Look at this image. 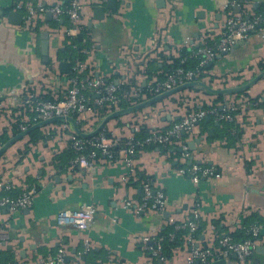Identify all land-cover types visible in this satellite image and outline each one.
Wrapping results in <instances>:
<instances>
[{
  "label": "crops",
  "instance_id": "crops-1",
  "mask_svg": "<svg viewBox=\"0 0 264 264\" xmlns=\"http://www.w3.org/2000/svg\"><path fill=\"white\" fill-rule=\"evenodd\" d=\"M18 1L0 0V135L6 133L9 139L16 135L14 125L19 131L18 124L24 119V93L62 99L66 78L71 74L70 69L67 74L61 72L60 62H70L59 54L67 43L68 21L63 19L55 25L52 18L44 17L40 30L49 33L47 66L41 61L40 35L21 29L23 12L15 9ZM30 1L42 5L66 2ZM82 1L85 8L75 38L87 51V66L106 83L139 84L144 89L151 79L162 74L165 65L172 64L171 58L179 59L180 64L182 52L195 49L205 30L218 33L227 2L163 0L158 5V0ZM248 2L255 12L264 10V0ZM11 12L22 15L21 24H13ZM208 66L202 81L213 88L248 82L264 70V29L252 32L228 53L217 55ZM215 98L199 88L185 90L111 119L101 133L114 140L143 139L150 129L167 128L192 109L203 105L220 107ZM88 99L92 103L94 97ZM243 99L258 101L244 106L240 103ZM232 100L240 103L233 121L241 131L237 142L233 140L234 130L227 138L216 118L211 122L206 119L192 133L182 134L183 139L169 149L138 148L133 156L136 177L128 182L122 181L126 168L121 155L112 163L100 156L89 169L73 166L69 125L54 122L38 128L33 136L35 143L29 142L32 130L0 158V196L36 187L29 209L14 213L0 210V261L11 258L13 262L30 263L38 256L54 254L60 247L74 255L82 252L83 240L88 238L92 246L84 256L85 264H184L191 248L188 231H176L175 225L188 220L193 209L199 210V222L204 225L200 233L194 234L195 244L200 246L220 235L236 237L252 214L264 219V77L246 92L224 96V102ZM103 117L100 113H86L76 121L82 122V131L91 132ZM210 129L211 138L207 136ZM196 138H201L196 147L210 145V149L190 151L188 158H183L179 149H186L185 143ZM189 163L210 166L219 178L193 183L178 173ZM146 179L154 190L164 194V211H132L142 199L139 189ZM127 200L134 202L132 209L123 208ZM87 205H95L97 212L86 233L57 224L56 217L63 210ZM213 222H218L220 228ZM171 228L177 236L171 257L165 262L150 261L140 249L139 238L154 237ZM259 240L257 246H264V236ZM251 262L264 264V254L254 250ZM227 264H237L236 257L231 256Z\"/></svg>",
  "mask_w": 264,
  "mask_h": 264
},
{
  "label": "built area",
  "instance_id": "built-area-1",
  "mask_svg": "<svg viewBox=\"0 0 264 264\" xmlns=\"http://www.w3.org/2000/svg\"><path fill=\"white\" fill-rule=\"evenodd\" d=\"M106 1V0H101ZM84 2L82 0H66V2H55L52 4H33L30 0H20L16 3L15 9L23 12V24L21 29L32 35H36L35 29L38 23H42L47 14L58 22L66 19L68 28L65 30L67 39L74 38L78 32V25L82 20L84 12ZM237 8L238 12L234 9ZM264 29V11L255 12L251 9L248 0H227L226 16L223 19L218 33H210L205 30L199 45L183 57L180 64L166 73L163 80L153 78L148 85L142 88L139 84L128 85L126 91L122 90L123 84L106 83L103 78L95 76L94 72L87 66L85 61L74 60L70 68V75L66 78V93L59 100H45L41 95H33L29 92L25 94V101L22 106V117L18 124L19 131L22 132L30 126L41 121L59 116H76L77 118L86 114H98L99 110H104L106 115L120 109L122 99L128 101L130 106L141 103L151 97L159 95L174 87L191 81H202L206 74V67L217 55L226 54L240 41H245L254 31ZM81 54H86V50H81ZM187 58H193L197 64L193 68L182 66ZM93 96L90 103L88 97ZM244 106H251L248 99L241 102ZM238 101H225L220 104L221 112L216 108L209 110L192 109L183 115L178 121L173 122L167 128L150 129L143 139H130L122 146L121 140H114L101 133L92 138L83 139L74 133L69 134V150L73 155L71 164L81 168L89 169L95 161L102 156L108 163H112L119 155L122 156L126 173L122 181L128 182L136 177V163L133 156L138 148L144 146L170 147L181 140L183 133L190 134L196 129L199 123L208 115L216 118L217 121H234V114L240 104ZM219 107V108H220ZM28 114V115H27ZM27 115V117H26ZM26 117V118H25ZM65 127L67 125L65 124ZM3 143L0 139V147ZM117 148V149H116ZM183 149L185 147L183 146ZM188 153H183V158H188ZM180 175H187L193 183H198L202 179L219 178L218 173L212 167H201L196 164L188 168H180ZM142 199L136 204L127 200L123 204L126 210L132 209L134 213L139 212H162L166 208L164 194L160 190H154L149 180H144L141 185ZM7 190H12L7 187ZM36 194L35 187L23 189L16 196H0V210L4 209L8 213H14L21 209H29L32 206V198ZM97 207L87 205L78 210L66 209L56 217V222L60 226L76 229L81 233H86L92 227ZM200 212L197 208L190 212V218L180 225H175L176 231L187 230V240L191 248L186 254L184 264H211L218 260H227L235 256L237 264H252L251 259L256 246L260 243L257 239L264 225H254L250 227L249 233L252 239L235 241L231 234L220 235L211 240L206 245L195 244L194 234L198 229ZM172 222V220L170 221ZM1 232V230H0ZM164 237L156 235L151 237L143 235L139 238L140 249L147 254L148 259L165 262L167 258L163 254ZM175 234L168 235V241L172 242ZM84 248L82 252L70 254L65 247H60L54 254L38 256L30 263L21 261L10 264H85L84 256L91 250V242L88 238L83 240Z\"/></svg>",
  "mask_w": 264,
  "mask_h": 264
},
{
  "label": "water",
  "instance_id": "water-1",
  "mask_svg": "<svg viewBox=\"0 0 264 264\" xmlns=\"http://www.w3.org/2000/svg\"><path fill=\"white\" fill-rule=\"evenodd\" d=\"M107 1H113V0H107ZM163 2V0H158L157 3L158 5H161ZM45 5V4H43ZM235 12H238V9L235 8L234 9ZM48 18H51L50 14L46 15ZM10 18H14V22L13 24H21V20H22V15L18 12L14 13L11 12L9 14ZM78 38H80V35H77ZM244 41H240L237 43V45H241L243 44ZM235 45V46H237ZM39 49H40V55H41V61L44 64H47L49 62V33L48 32H41L40 34V43H39ZM60 68H61V72L63 74H67L69 72L70 69V63L68 62H60ZM264 77V70L261 71L260 73H258L257 75H255L251 80H249L248 82L238 85V86H234V87H225V88H213L210 85L204 83L203 81H191V82H186L183 83L181 85H178L176 87H174L171 90L165 91L159 95H156L154 97H151L150 99H147L141 103H138L134 106L125 108V109H119L117 111H114L112 113H109L107 115H105L101 121V123L96 127V129L94 131L91 132H84L82 131L78 125H77V121L73 116H59V117H52L50 119L41 121L37 124H34L32 126H30L28 129L14 135L13 137H11L10 139H8L4 144L1 145L0 147V158L2 157V155L7 151V149L9 147H11L15 142H17L18 140L22 139L24 136L28 135L32 130L34 129H38L41 127H44L48 124L51 123H63V124H67L70 126L72 133H74L76 136L83 138V139H88V138H92L95 137L97 135L101 134V130L104 128L105 124L110 121L113 118H116L118 116L124 115L126 113H131L134 111H138L141 110L143 108L152 106L153 104L159 103L169 97H171L172 95H175L179 92L185 91V90H189V89H193V88H199L201 91H204L208 94L214 95V96H231V95H238L240 93L246 92L250 87H252L255 83H257L260 79H262ZM219 110H221V107L219 108ZM183 135H185V133H183ZM207 136L209 138H211L212 135V129H210L208 131ZM201 143V138H196L194 140L188 141L185 143V146L187 147L186 149H183V147L181 149H179V151L181 153H189L190 151H208L210 149V145H202L200 147H196V145H199ZM192 163H189L188 165H191ZM139 195L142 196V189H139ZM164 215L166 217H169V213L165 212ZM261 235L264 236V230H261ZM255 250L259 253H263L264 254V246H257L255 248ZM69 263V259L66 258V264ZM211 264H227V262L225 260H218L215 261Z\"/></svg>",
  "mask_w": 264,
  "mask_h": 264
},
{
  "label": "trees",
  "instance_id": "trees-1",
  "mask_svg": "<svg viewBox=\"0 0 264 264\" xmlns=\"http://www.w3.org/2000/svg\"><path fill=\"white\" fill-rule=\"evenodd\" d=\"M264 11V10H263ZM262 12V11H260ZM45 20V19H44ZM43 20V22H44ZM60 22L61 21H58V22H55V25H60ZM42 25V23H38L37 24V27L35 29V32L37 33V35L39 36L41 34V30H40V26ZM67 43H65L64 45V48H63V52H60V56L63 57V59L69 61L70 63H73L74 60H80V61H85V55L81 54V50L84 49L83 46L81 45V43L78 41L77 38H71V39H67L66 40ZM189 54V52H187L186 50L182 52L181 55H183V57H186L187 55ZM182 57V58H183ZM172 61V64L171 65H165L163 67V72L162 74H160L158 76V80L161 81L163 80L164 76L166 73L170 72L172 69H174L175 67H177L179 65V59H175V58H171L170 59ZM197 64V61L195 59H191V58H187V60L185 61V63L182 64L183 67L185 68H193L195 67ZM47 66H50V63L47 64ZM206 69H209V66L206 67ZM129 86H123L122 87V90L123 91H126L128 89ZM43 99L45 100H53L51 99L50 96H47V95H44L42 96ZM258 99H251L250 102L251 103H255L257 102ZM220 103V104H223L224 103V96H216L215 98V103ZM129 107V103L128 101H126L125 99H122L121 103H120V108L123 109V108H127ZM216 108V110L220 113H223L219 110V107H216V106H211V107H208L206 105H203L201 108H198V109H202V110H209L211 108ZM100 113V116H105L106 113L104 110H99L98 111ZM75 119H77L76 116H74ZM215 117L211 116V115H208L207 117H205L201 123H203L206 119L209 120V122H211L212 120H214ZM221 125V129L223 131H225V134L224 136L229 138L230 136V133H231V130H234V132L236 133V135L233 137V140L234 142H237L239 139H240V136H241V131H239V129L237 128V126L234 124V122H227V121H218ZM78 127L81 128L82 127V122H78L77 123ZM13 133L14 134H17L19 131L18 129H16V125H14L13 127ZM38 132V129H34L30 134V140L29 142L30 143H35V139H33V136L35 135V133ZM219 138V137H218ZM0 139H1V142L4 144L8 139L9 137L6 135V133H3L2 135H0ZM181 139H183L181 137ZM126 142V140H121V145L122 146L124 143ZM173 145H171L170 147H164V149H169L171 148ZM117 149V148H116ZM192 165V164H191ZM190 165H183L181 168H188ZM201 167H210V166H207V165H199ZM187 176V175H186ZM34 187V186H33ZM36 188V187H35ZM20 192H17V193H12V194H9V195H12V196H16L17 194H19ZM213 225L217 228L219 227L220 228V224L218 222H213ZM254 225H264V219L259 217L258 215L256 214H252L251 216H249L245 221H244V225H243V228L241 229V231L238 233V235L236 237L233 236V239L235 241H244V240H247V239H252V236L251 234L249 233V229L250 227L254 226ZM204 229V225L201 224L200 222L198 223V230L197 232L200 233L202 230ZM171 233H174V231H172V228L171 229H165L163 230L159 235L161 237H164V243H163V254L164 256L169 259L172 255V249L177 245L176 242V239H177V236L175 234V239L174 241L172 242H169L167 239H168V235L171 234ZM178 234V233H177ZM261 233H259L258 235V238L257 239H260L261 238ZM6 261V262H5ZM1 260L0 261V264H10V263H13V259L11 258H8L7 260Z\"/></svg>",
  "mask_w": 264,
  "mask_h": 264
}]
</instances>
